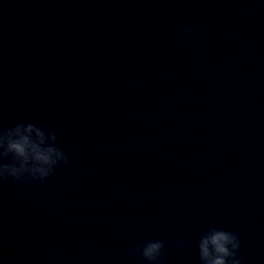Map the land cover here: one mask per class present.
<instances>
[{"label":"clouds","instance_id":"1","mask_svg":"<svg viewBox=\"0 0 264 264\" xmlns=\"http://www.w3.org/2000/svg\"><path fill=\"white\" fill-rule=\"evenodd\" d=\"M191 34L192 27L181 29ZM55 132H46L32 123H17L0 129V182L33 183L43 187L61 164H67V153L58 146ZM187 238L180 241L181 246ZM240 237L229 230L209 225L197 242L200 264H242L239 257ZM165 244L148 240L133 244L130 252L146 264H161Z\"/></svg>","mask_w":264,"mask_h":264}]
</instances>
